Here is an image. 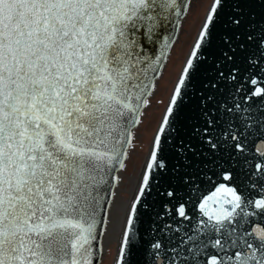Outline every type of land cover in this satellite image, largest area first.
<instances>
[{
  "label": "snow or ice",
  "instance_id": "snow-or-ice-1",
  "mask_svg": "<svg viewBox=\"0 0 264 264\" xmlns=\"http://www.w3.org/2000/svg\"><path fill=\"white\" fill-rule=\"evenodd\" d=\"M188 7L0 0V264H98L102 192L126 168ZM156 188L165 215L195 224L174 244L150 242L153 264H264V0H211L151 141L116 264H135L138 205Z\"/></svg>",
  "mask_w": 264,
  "mask_h": 264
},
{
  "label": "rangeland",
  "instance_id": "rangeland-1",
  "mask_svg": "<svg viewBox=\"0 0 264 264\" xmlns=\"http://www.w3.org/2000/svg\"><path fill=\"white\" fill-rule=\"evenodd\" d=\"M210 2L211 0H207V2L206 0H190L188 3L189 7L181 19L179 32L170 48L161 73L156 79L155 87L152 90L153 94L148 96V104L142 110L141 123L133 129L128 155L124 161L126 168H121L117 184L122 188L121 191L125 196L129 195L127 190L133 184L132 177L138 176L141 172L152 137L166 107L175 80ZM108 242L103 250L100 264L114 263L117 251L116 241Z\"/></svg>",
  "mask_w": 264,
  "mask_h": 264
},
{
  "label": "water",
  "instance_id": "water-1",
  "mask_svg": "<svg viewBox=\"0 0 264 264\" xmlns=\"http://www.w3.org/2000/svg\"><path fill=\"white\" fill-rule=\"evenodd\" d=\"M189 1L190 0H187L188 3H189ZM210 4H211V2H210ZM210 4H209V6L207 8V11H208V9L210 7ZM207 11H206V13H207ZM254 11L256 13H259V12L262 11V9H261V7L259 5H256L254 7ZM206 13H205V15H206ZM205 15H204V17H205ZM180 24H181V20H180L179 25L173 31V37L174 38L172 40V44H173L174 40L176 39V36H177V34L179 32ZM201 24H202V22H201ZM201 24H200V26H201ZM200 26H199V28H200ZM197 33H198V31H197ZM197 33H196V35H195V37H194V39H193V41L191 43V46L194 43V40H195V38L197 36ZM191 46H190V48L188 50V53H189V51L191 49ZM169 51H170V49L166 52L165 57L161 60V63L158 66V71H157V73H155V79L153 81L154 84L156 82L157 77L161 73V70L163 68V65H164L166 59H167ZM185 59H186V57H185ZM185 59H184V61H185ZM182 67H183V65H182ZM178 77H179V74H178V76H177V78L175 80V83L173 85L172 90L175 87V84H176V81H177ZM221 87H223V85H221ZM171 93H172V91H171ZM170 97H171V94H170L169 99L167 101L166 107H165V109H164V111H163V113H162V115L160 117V120L158 122V125H157V128H156L155 132L159 128V125H160V123L162 121L164 113H165V111L167 109ZM184 99L187 100L188 98L185 97ZM143 108L141 109V111L143 110ZM186 111L188 113H190L192 111V106L189 105V108ZM133 129H132V133H133ZM217 131L219 132L220 129H217ZM155 132H154V135H155ZM154 135H153V137H154ZM184 136H185L186 140L189 139V137L187 135V132L184 133ZM153 137H152V139H153ZM191 142H192L194 147L197 145V142L195 140H192ZM129 145L127 146V151H128ZM150 149H151V145H150ZM150 149H149V152H148L147 155H149ZM197 150L199 151V148ZM125 158H124V161H125ZM120 172H121V168H117V170L114 173L115 180H111V177H110L109 178L111 180L110 186L106 187V190L104 192H102V196L104 197V201H103V207L101 208V210L99 212V216H98V219L101 221V224L98 225V229H97V236H98L99 244H100V246L102 248V252L98 256V264H100L102 253H103V250H104V239H105L104 237H105V233H106L107 220H108L109 213H110L111 202L113 200V197H114V194H115V190L117 188L118 176H119ZM166 183H167V181L165 182V185H166ZM173 183H175V181H173ZM160 191H163V188L154 189L152 191L151 195L150 196H145L143 198V201H142L141 205H138L139 211H138V214H137V229H138V232H139L140 236L137 238L138 251H137V253H136L135 257H134L135 264H153L154 257L151 254L152 250L149 247V243L150 242H154L157 239H162L165 243L174 244L175 242H178L180 240V238L186 232L188 234H191L190 232H188V229L192 225L195 224V218H193L191 224H189V222H187V221L178 222L177 220H173V219L169 218L167 215H165L163 213L161 207H160V205L162 203V198L157 195V193L160 192ZM253 195H255V193H253ZM134 199H135V197H134ZM144 203L148 204L147 208H145L143 206ZM158 212L161 213V216L163 217V219H161L160 217L157 216ZM105 213H107V215H105ZM165 225H171V229L179 228L180 231L179 232H173L170 229L164 228ZM162 228H164V233H161V231H160V229H162ZM169 237H171V239H169ZM208 251H209V253L212 252L211 249H209ZM118 252H119V250H118ZM118 252H117V254H115L116 257L114 256V263L113 264H116V258L118 256ZM201 259H203V257H201Z\"/></svg>",
  "mask_w": 264,
  "mask_h": 264
},
{
  "label": "bare ground",
  "instance_id": "bare-ground-1",
  "mask_svg": "<svg viewBox=\"0 0 264 264\" xmlns=\"http://www.w3.org/2000/svg\"><path fill=\"white\" fill-rule=\"evenodd\" d=\"M147 157L148 155L146 156L145 161L142 165L140 174L136 177H132L133 184L127 190L129 195L128 196L123 195L121 191L122 188L120 186H117L113 200L111 202L110 213H109V217L107 220L106 233L104 237L105 238L104 248L108 241H116V249H117L116 254L119 250V241L122 235L123 225L126 221L127 211L130 208V205L132 201L134 200V197L138 191L139 180L142 175L143 169L146 166Z\"/></svg>",
  "mask_w": 264,
  "mask_h": 264
}]
</instances>
